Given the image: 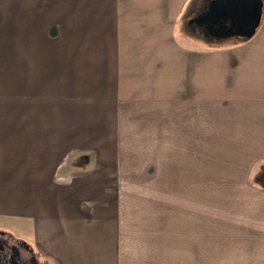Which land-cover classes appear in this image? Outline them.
I'll return each mask as SVG.
<instances>
[{
  "label": "crops",
  "instance_id": "obj_1",
  "mask_svg": "<svg viewBox=\"0 0 264 264\" xmlns=\"http://www.w3.org/2000/svg\"><path fill=\"white\" fill-rule=\"evenodd\" d=\"M190 2L0 0V227L37 264H192L183 218L140 222L141 203L199 191L219 129L242 176L264 162V41L220 91Z\"/></svg>",
  "mask_w": 264,
  "mask_h": 264
},
{
  "label": "rangeland",
  "instance_id": "obj_2",
  "mask_svg": "<svg viewBox=\"0 0 264 264\" xmlns=\"http://www.w3.org/2000/svg\"><path fill=\"white\" fill-rule=\"evenodd\" d=\"M208 3L209 0H191L182 26L189 28L200 43L216 50L215 85L217 89L223 87L228 92L235 85V70L242 74V70L246 69V64L242 67V63L256 50L254 40L264 41V0L263 25L257 38L238 35L222 37L223 33L213 37L206 33L191 15H196ZM205 10L207 12L208 8ZM191 18L194 24L190 23ZM260 34L263 38L259 37ZM225 136L229 137L222 129L216 130L213 176L198 178L199 191L194 192L197 188L194 185L193 192L190 191L191 179L184 177L182 193L158 192L156 196L151 195L141 203L136 216L143 223L145 218L150 217L166 218L168 222L177 218L178 223V217H182L183 233L192 232L193 237L198 239V256L193 255L192 264H261L264 259V186L258 184L254 175L264 162H252L242 176V141L235 145L223 143L228 141ZM144 179L126 178L131 183L128 186L144 185ZM160 179V184H163L166 178ZM155 197L160 201H155ZM167 227L169 232L175 225ZM150 228L147 226L148 231ZM0 231L16 238L4 227H0ZM186 250L189 249L184 248L182 264H191ZM195 251L193 249V254Z\"/></svg>",
  "mask_w": 264,
  "mask_h": 264
},
{
  "label": "water",
  "instance_id": "obj_3",
  "mask_svg": "<svg viewBox=\"0 0 264 264\" xmlns=\"http://www.w3.org/2000/svg\"><path fill=\"white\" fill-rule=\"evenodd\" d=\"M263 0H217L210 3L203 16L195 21L220 18L229 19V29L221 36L238 35L245 38L252 37L261 23Z\"/></svg>",
  "mask_w": 264,
  "mask_h": 264
},
{
  "label": "flooded vegetation",
  "instance_id": "obj_4",
  "mask_svg": "<svg viewBox=\"0 0 264 264\" xmlns=\"http://www.w3.org/2000/svg\"><path fill=\"white\" fill-rule=\"evenodd\" d=\"M215 1L217 0H209L208 5L198 12L195 18L202 13L204 14L209 4ZM223 18L214 21L201 20L196 24L206 33L215 37L217 34L225 33L229 29L230 20ZM0 264H37V261L26 243L0 231Z\"/></svg>",
  "mask_w": 264,
  "mask_h": 264
},
{
  "label": "trees",
  "instance_id": "obj_5",
  "mask_svg": "<svg viewBox=\"0 0 264 264\" xmlns=\"http://www.w3.org/2000/svg\"><path fill=\"white\" fill-rule=\"evenodd\" d=\"M255 180L258 182L260 186H264V164L261 165L255 173Z\"/></svg>",
  "mask_w": 264,
  "mask_h": 264
}]
</instances>
